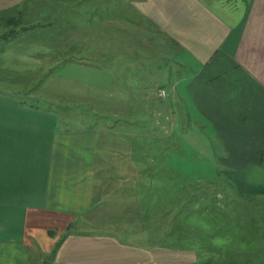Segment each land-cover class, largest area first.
Segmentation results:
<instances>
[{
  "label": "crops",
  "instance_id": "1",
  "mask_svg": "<svg viewBox=\"0 0 264 264\" xmlns=\"http://www.w3.org/2000/svg\"><path fill=\"white\" fill-rule=\"evenodd\" d=\"M43 1L29 0L24 9V0H10L6 9L26 18L31 12L44 15ZM78 1L68 8L72 24L82 19L86 32L96 31L111 44L115 35L117 57L123 58L116 64L132 66L133 82H154L156 91L167 92L169 101L161 111L171 115L167 130L186 123L207 126L223 147L218 151L222 161L264 166V0ZM129 43L131 58L125 59L122 49ZM154 44L161 47L160 56L167 64L170 59L159 78L165 85L148 77L156 61L151 60L157 49ZM142 94L136 91L132 98L153 96ZM14 96L16 92L0 93V254L6 253L4 258L22 259L24 264H35L27 262L33 257L36 264H202L192 248L133 245L138 239L121 237L126 234L125 219L117 218L114 211L122 210L123 204L108 192L135 178L130 133L112 128L59 129L56 115L24 107ZM155 105L160 106L157 101ZM239 187L245 196L262 191ZM256 221L263 223L259 230L263 232L264 219H242L239 224L246 233H258ZM233 252H257L256 260L247 264H259L264 245L251 252L246 248ZM204 264L229 263L209 259Z\"/></svg>",
  "mask_w": 264,
  "mask_h": 264
},
{
  "label": "rangeland",
  "instance_id": "2",
  "mask_svg": "<svg viewBox=\"0 0 264 264\" xmlns=\"http://www.w3.org/2000/svg\"><path fill=\"white\" fill-rule=\"evenodd\" d=\"M9 1L0 0V16H3L0 17V78L3 80L0 93L11 96L16 92L14 97L24 107L53 113L58 118L59 129L112 128L134 137L135 178L119 183L108 192L116 194V203L123 204L122 210L114 211L117 218L125 219L126 234L121 237L127 241L138 239L137 243L131 242L133 245L192 248L199 252L202 264L209 259L229 264L256 260L257 252L233 251L246 248L251 252L264 245V231L246 233L239 224L242 219H264V195H260L264 193V166L253 162L234 166L222 161L218 151L223 147L218 145L215 131L207 126L197 128L186 123L180 124L179 129L167 130L171 115L161 113L165 110V100L169 101L167 92L158 88L156 91L154 82H133L132 66H118L123 58L117 57L115 35L111 44L100 39L96 31L86 32L82 19L72 24L67 12L78 0L41 2L47 10L44 15L29 13L30 17L21 21L27 30L22 31L19 26L16 36L2 40L4 34L13 30L4 17L11 14L3 12L7 11ZM27 1L24 0V9ZM53 9L57 12H52ZM155 48L151 60L156 61L147 71L148 77L151 80L156 77L157 84H164L159 78L165 75L170 59L167 64L160 56L161 47ZM122 51L125 59L131 58L130 43ZM134 89L141 91V95L152 93L153 96L132 98L136 95ZM136 171H140L139 175ZM239 186L262 188V191L245 196ZM125 207L128 209L123 211ZM142 219H146L145 223ZM254 223V228L263 227L260 221ZM217 238L227 243L213 245ZM5 254H0V264L4 260L6 264H24L22 259H7L8 255L4 258ZM259 255H262L259 264H264V252ZM34 258L27 262L36 264Z\"/></svg>",
  "mask_w": 264,
  "mask_h": 264
},
{
  "label": "trees",
  "instance_id": "3",
  "mask_svg": "<svg viewBox=\"0 0 264 264\" xmlns=\"http://www.w3.org/2000/svg\"><path fill=\"white\" fill-rule=\"evenodd\" d=\"M17 9L20 10L19 7ZM3 12L4 13H10L12 15V16L11 15H7V16H4V17L7 18V20L11 23V24L9 23L8 26L13 25V30H11V32H9V33L4 34L2 36V40L3 39H8L9 40L10 37L13 38L14 36H16L17 33L19 32V28H18L19 26H21L22 31L27 30V28L24 29L23 23L21 24V21L24 18V17H21V12H18V13H14V12H10V11H3ZM24 15H25V12H24ZM0 17H3V16H0ZM256 195H258V194H256ZM260 195H264V193H261ZM257 230L259 231L260 227L259 228L257 227ZM241 240L243 241L244 239H241ZM61 243H62V241H60V243L57 244V249H58V247H59V245Z\"/></svg>",
  "mask_w": 264,
  "mask_h": 264
},
{
  "label": "clouds",
  "instance_id": "4",
  "mask_svg": "<svg viewBox=\"0 0 264 264\" xmlns=\"http://www.w3.org/2000/svg\"><path fill=\"white\" fill-rule=\"evenodd\" d=\"M212 243H213V245H215V246H222L223 244H226L227 241H224V240H221V239L217 238V239L214 240Z\"/></svg>",
  "mask_w": 264,
  "mask_h": 264
}]
</instances>
